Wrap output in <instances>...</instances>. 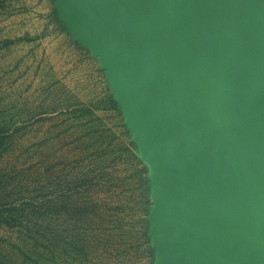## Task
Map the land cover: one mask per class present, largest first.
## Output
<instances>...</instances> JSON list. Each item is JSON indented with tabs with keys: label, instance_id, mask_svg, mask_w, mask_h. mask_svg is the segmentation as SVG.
<instances>
[{
	"label": "rangeland",
	"instance_id": "obj_1",
	"mask_svg": "<svg viewBox=\"0 0 264 264\" xmlns=\"http://www.w3.org/2000/svg\"><path fill=\"white\" fill-rule=\"evenodd\" d=\"M252 7L0 0V264H184L179 229L189 208L164 204L170 192L157 181L187 167L196 149L195 131L186 132L193 121L165 104L198 95L185 89L182 78L196 77L178 73L185 54L176 46L188 33L203 49L247 40ZM259 29L264 43V16ZM254 46L240 44L232 60ZM250 79L264 87V60ZM193 104L207 130L205 101Z\"/></svg>",
	"mask_w": 264,
	"mask_h": 264
},
{
	"label": "water",
	"instance_id": "obj_2",
	"mask_svg": "<svg viewBox=\"0 0 264 264\" xmlns=\"http://www.w3.org/2000/svg\"><path fill=\"white\" fill-rule=\"evenodd\" d=\"M254 3L258 8L252 7ZM250 7L253 10L247 43L253 41L256 47L249 48V54L255 50L249 62H245L249 55L232 60L229 41L217 39L210 48L203 49L196 34L189 33L185 35V47L176 46L185 54L180 63L172 58L162 60L177 64L178 73L196 77L195 83L184 78L182 81L186 82L185 89H191L197 97L185 105H175L174 98H168L165 104L168 109L185 111L188 124L193 121L186 132L195 131L197 139L192 144L196 149L187 157L189 165L180 169L187 178L183 192L192 203L186 205L189 213L204 215L211 247L209 264H264V87L249 82L264 60L263 37L257 34L264 16V0H251ZM175 28L181 30L178 33L193 30L190 23ZM218 32L226 33L224 29ZM196 51L198 60L193 55ZM190 55L193 60H184ZM205 56L213 59V65L205 61ZM207 76L214 78L212 84L203 82ZM229 92L234 97L228 98ZM199 99L206 103L207 130L202 128L193 104ZM230 133L233 137L228 139Z\"/></svg>",
	"mask_w": 264,
	"mask_h": 264
},
{
	"label": "crops",
	"instance_id": "obj_3",
	"mask_svg": "<svg viewBox=\"0 0 264 264\" xmlns=\"http://www.w3.org/2000/svg\"><path fill=\"white\" fill-rule=\"evenodd\" d=\"M251 0H248L250 2ZM226 33H230L231 29L226 28L224 29ZM222 31V30H220ZM249 31L248 27H243L242 32L245 35L246 32ZM249 42V38L246 39H240V38H234L232 40H229L227 43L229 48L228 51L235 52L238 50V46L240 44ZM252 50V49H251ZM254 49L251 51L249 57L245 59V62H249V60L254 55ZM195 59L198 60V52L196 51L193 53ZM193 56H185L184 60H193ZM253 94V93H252ZM171 99V98H170ZM167 172L166 175H164L163 179L157 180L159 183H162L164 188L169 189L170 195L167 201H164V204L168 202V204L173 205H188L192 204L190 202V199L188 196L184 194V190L186 188L187 178L184 177V173L181 172V169H177L176 166H172L169 168V170H165ZM164 172V173H165ZM161 189V186L158 185ZM156 190V187H155ZM180 200L178 202V195L180 194ZM180 219V218H179ZM184 221L186 222L185 226H180V236L181 241H179V244L181 242L184 243L183 247L185 251L179 252L181 255L184 254L186 257L184 259V264H209L210 262V253H211V247L208 244L207 237H206V231H205V219L204 215L202 213H187L185 217H183ZM172 220V219H171ZM177 220V218H175ZM182 220V217H181ZM190 222V223H188ZM183 240V241H182Z\"/></svg>",
	"mask_w": 264,
	"mask_h": 264
},
{
	"label": "trees",
	"instance_id": "obj_4",
	"mask_svg": "<svg viewBox=\"0 0 264 264\" xmlns=\"http://www.w3.org/2000/svg\"><path fill=\"white\" fill-rule=\"evenodd\" d=\"M114 101V105L116 106V107H118V102L117 101H115V100H113ZM148 223H149V221H148ZM150 242V240L148 241V243ZM149 246H150V249H151V252H153V257L152 258H154V255H155V249L150 245V243H149ZM152 247V248H151ZM152 262H154V259L152 260Z\"/></svg>",
	"mask_w": 264,
	"mask_h": 264
}]
</instances>
